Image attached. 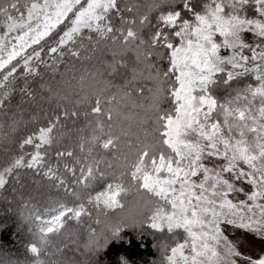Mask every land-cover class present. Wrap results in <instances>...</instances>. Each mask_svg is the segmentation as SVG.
I'll return each mask as SVG.
<instances>
[{
  "label": "snow or ice",
  "instance_id": "snow-or-ice-1",
  "mask_svg": "<svg viewBox=\"0 0 264 264\" xmlns=\"http://www.w3.org/2000/svg\"><path fill=\"white\" fill-rule=\"evenodd\" d=\"M37 77L40 116L25 121ZM10 112L0 203L32 237L25 264H133L119 249L150 233L170 237L160 264H264L225 235L264 242V0H0V116ZM38 119L17 146L18 126ZM29 174L71 203L41 205ZM126 182L142 205L125 203ZM0 264L21 262L0 252Z\"/></svg>",
  "mask_w": 264,
  "mask_h": 264
},
{
  "label": "trees",
  "instance_id": "trees-1",
  "mask_svg": "<svg viewBox=\"0 0 264 264\" xmlns=\"http://www.w3.org/2000/svg\"><path fill=\"white\" fill-rule=\"evenodd\" d=\"M89 61L87 60H81L77 67L80 68L83 66L84 68H87L89 66ZM94 63V61H92ZM61 71H63V68H61ZM48 70L41 68V75L43 76L45 81H48L50 77L47 75ZM30 87L33 88L36 91V101L37 104L30 106L28 103H25L23 107L26 109L24 120L27 121L29 118V114H36L38 115V118L40 116L38 111L39 103H42L41 101V92L39 89V83L40 79L37 77L34 80H30ZM91 81L85 82V88L89 87L91 84ZM21 101L20 95H15L12 99V110L13 112L16 111V105ZM44 107H47V104H44ZM12 116V112L8 114V116H0V123L4 124V130L7 132L8 125L11 123L10 117ZM42 119H38L37 124H28L25 126L24 123H21L18 126V129L15 133H13V138L17 141L22 139L24 136L29 134L31 131L34 130L35 127L42 124ZM83 121L78 122L77 127H83ZM121 125L124 128H128L131 126L133 130L136 129L137 126V117L134 113H128L126 112L125 115L121 119ZM69 129L72 127L71 124H69ZM87 134V133H85ZM74 135L71 133H65L64 136V142L69 143L71 139H74ZM10 143L9 140H5L4 142H0V148H3L5 144ZM125 151L123 147H121V152ZM2 154V153H0ZM118 174V173H117ZM28 181L31 184L32 181H35L32 185L33 189L38 190V198L39 203L41 205L46 204L49 200H57V199H63L69 203H71L70 197H68L63 190L57 191L56 186H54L51 182L48 180L39 177V176H32L29 174ZM131 182H126L125 187L130 188L127 197L125 199V203H128L130 205H142L146 197L144 196L143 192L137 193L136 189L134 187H131ZM104 188L103 184H98L93 189V194L96 191H102ZM123 196V194H121ZM0 206L3 207L6 210L7 205L0 203ZM3 211V210H2ZM4 212V211H3ZM12 215L6 213L0 214V252H7L12 254L14 259H17L21 262V264H25L26 261H29L31 257L28 255L25 249V245L31 242L32 237L27 232L26 228L24 232H18L16 224H13L12 226H9L7 223H16L14 218H11ZM116 216L111 217V219H116ZM170 237L167 234L162 233H150L146 234L142 243L143 247L139 246H133L131 249H127L125 247H121L119 250L125 252L129 258L133 261V264H160L161 256L160 251L157 247L161 242H169ZM116 252V249L113 248L112 253H110V256L112 259H114V254Z\"/></svg>",
  "mask_w": 264,
  "mask_h": 264
},
{
  "label": "rangeland",
  "instance_id": "rangeland-1",
  "mask_svg": "<svg viewBox=\"0 0 264 264\" xmlns=\"http://www.w3.org/2000/svg\"><path fill=\"white\" fill-rule=\"evenodd\" d=\"M249 39H250V37H249ZM241 198H243V197H241ZM4 213H5V209L0 206V214H4ZM10 215H12L11 218H14L16 223L10 222L7 224L9 226L16 224V226H17V224H18L17 217L13 214H10ZM17 231L18 232H24L25 228H21ZM225 235H227L229 237V239H233L235 236L236 239H238L242 249L245 251V254H251V255H256V256L264 254V242H261V241L255 239L251 234H245L240 230H236V229H233L231 227H227L225 229Z\"/></svg>",
  "mask_w": 264,
  "mask_h": 264
}]
</instances>
